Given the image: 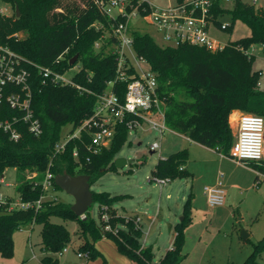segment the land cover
Listing matches in <instances>:
<instances>
[{"label":"trees","instance_id":"1","mask_svg":"<svg viewBox=\"0 0 264 264\" xmlns=\"http://www.w3.org/2000/svg\"><path fill=\"white\" fill-rule=\"evenodd\" d=\"M13 9L12 16L0 15V44L31 63L49 67L58 72L81 65L74 81L91 93L80 92L70 86L42 84L37 68L25 65L30 72L32 109L42 123L43 134L35 137L19 123L22 137L12 141L0 130V180L5 172L13 168L19 173L17 190L24 202L41 199V182L48 172L56 175L68 173L73 176H90L91 186L107 171H117L115 160L129 137L127 126L120 125L109 147L100 153L89 151V134L82 133L80 140H72L61 154L55 153L61 141L63 128L71 124L74 132L86 119L93 115L96 95L108 88L116 78V58L110 53V41L97 50L95 43L107 32H112L118 21L102 15L92 0H0ZM178 2L184 0H177ZM17 7L20 15L18 16ZM216 26L220 28V17L228 16L232 24L226 30L232 33L233 26L240 21L251 30V35L229 41L222 50L211 51L206 47L181 45L177 48L163 47L149 35L132 30L134 50L156 73L159 95L166 113L168 128L204 147L229 156L234 143V132L229 125L232 111L264 118V91L259 90L261 72L252 68L253 47H264V8L235 0L232 8L217 2L213 7ZM94 25H99L96 28ZM18 34L19 37L14 35ZM78 55V61L70 62ZM63 59L57 63L59 57ZM127 85L118 83L114 92L124 98ZM4 103L0 120L19 115ZM79 157H74V151ZM188 149L179 150L167 158H161L152 171V178H188L185 169ZM254 166V165H253ZM183 168V170H181ZM264 170V167H258ZM35 175V177H33ZM55 190H61L55 183ZM130 195H112L93 192L94 203H98L100 214L108 209L111 231L98 225L90 211L81 219L71 211V205L61 201L46 200L39 210L7 212L0 208V257L12 260L14 233L24 226H41L43 250L48 253L41 264H59L60 255L72 242V234L63 224L53 222L57 217L78 224V238L82 241L78 253L87 254L88 259L99 255L96 243L110 239L118 251L134 264H154L152 247H142L141 226L134 223L136 216L121 217L114 208L116 203ZM192 198L189 196L184 207L185 217L174 227L173 248L158 264H181L185 229L190 221ZM103 225V223H102ZM125 226L126 229H123ZM264 254V236L253 245L251 255L243 264H264L259 261Z\"/></svg>","mask_w":264,"mask_h":264},{"label":"rangeland","instance_id":"2","mask_svg":"<svg viewBox=\"0 0 264 264\" xmlns=\"http://www.w3.org/2000/svg\"><path fill=\"white\" fill-rule=\"evenodd\" d=\"M74 1L82 3V0ZM149 1L157 7H168L177 2V0ZM234 1L224 2L223 6L232 8ZM242 1L254 4L257 8H264V0ZM3 8L8 9L7 15H13L12 7L0 1V9ZM219 19V23L232 24L228 16ZM130 25L132 30L149 34L157 44L165 46L162 34L156 26L145 18H133ZM250 35V28L240 21L234 24L231 34L215 26L210 29V36L222 46L229 41ZM252 55L255 57L252 65L253 70L262 73L258 88L264 91V54L262 47L255 48ZM78 66L81 67L80 64ZM78 66L77 69L65 73L64 77L67 80H73L79 72ZM234 113L238 115L246 112L235 110L229 115V125L235 137L237 125ZM72 129L71 124L63 128L61 143L64 135L71 132ZM156 141L161 142V149L152 153L150 146ZM195 143L170 130L165 132L162 141L157 131H134L129 135L117 157L132 162L123 168H117V171L104 172L101 178L91 186V190L95 193L107 192L112 195H130L131 197H126L114 206L117 210L116 213L127 215L124 217L136 216L140 212L137 210H142L141 214H144V210H147L150 219L143 216L145 230L141 243L145 242L142 247L153 248L154 264H158L163 254L171 247L172 226L183 221L185 203L191 195L190 221L184 232L183 254L186 257L181 264H243L251 255L253 245L264 236V181L259 187H255L256 167L237 165L231 159L223 158L216 150H214L215 153L201 150L199 153L202 156H200L197 149L194 148L193 157L199 159L194 162L197 171L196 178L191 175L188 178L180 177L163 188H160L156 182L148 181L161 158L179 150L188 149L189 151L190 148L196 147ZM220 172L225 174V203L222 208L211 209L207 205L204 188L210 186L209 180L218 177ZM18 184L19 173L10 168L5 172L1 191L4 195L18 199ZM168 195H170V199H167ZM52 196L71 206L75 202L74 198L63 190H55L52 192ZM90 209V213L97 224L105 227L104 222L102 225L99 204L94 203ZM53 222L65 225L72 234V242L67 247L68 253L62 252L61 255L55 256L60 260L59 264H87L90 261L98 264H118L112 257L106 260L97 248L99 255L94 259L79 258L77 255L80 247L77 248V244L79 245L78 224L72 221L65 222L57 217L53 218ZM122 228L126 229L125 226ZM244 235H248V238L245 239ZM13 239L12 260L0 257V264H41V260L48 254L43 251L40 225L21 227L14 233ZM113 242L109 243L117 248L116 243ZM107 254L111 256L110 252ZM69 255L72 257V262L66 260ZM259 261L264 263V254L260 256ZM129 262L133 264V262Z\"/></svg>","mask_w":264,"mask_h":264},{"label":"built area","instance_id":"3","mask_svg":"<svg viewBox=\"0 0 264 264\" xmlns=\"http://www.w3.org/2000/svg\"><path fill=\"white\" fill-rule=\"evenodd\" d=\"M232 0H184L169 5L168 7H157L149 0H92L93 5L104 16L118 22L112 32L107 31L95 48L99 50L104 42L112 41L110 53L116 58V78L108 83V88L102 94L96 95L97 102L93 115L86 119L74 131L64 135L63 142L57 143L56 154L66 150L67 144L72 140H80L82 133L89 134L88 149L93 154H98L103 148L109 147L113 142L118 127L127 126L129 135L134 131H157L162 141L164 134L170 130L166 124V113L159 95V84L156 73L151 69L145 59L139 57L134 50V39L130 22L133 18H145L157 27L163 36L165 47L177 48L181 45H193L206 47L208 50H222L226 45H220L210 36V29L216 26L213 7L217 2H231ZM7 5V4H5ZM8 9H0V15H7ZM9 16V15H7ZM96 28L99 25H94ZM230 24H220V28L226 31ZM19 37L18 34L14 35ZM257 48L253 47L252 51ZM264 51V47H262ZM64 56L56 61L59 63ZM25 65H32L38 69L42 84L52 83L55 85L70 86L80 92H89L74 79L67 80L64 75L69 71L77 69V66L63 73L51 68L42 67L31 63L25 58L13 52L9 47L0 44V110L4 103L11 109L18 111L19 115L11 119L0 120V130L10 136L12 141L17 142L22 133L18 128L19 123L27 127V131L35 137L43 134V126L32 109V89L30 85V72ZM81 67L78 66L80 70ZM118 83L127 85L125 97L120 98L114 87ZM237 133L229 158L237 165H254L257 169L255 187H259L264 181V118L247 113H240L237 120ZM171 131V130H170ZM188 139V138H187ZM191 141L190 139H188ZM161 149V142H154L150 146L152 153ZM74 157H79V152L74 151ZM183 170V168H181ZM35 177V175L33 176ZM55 176L48 172L41 182L43 195L36 202H24L19 194L18 199L4 195L1 191L0 180V208L7 212L25 211L30 208L39 210L42 202L46 200L58 201L52 196L55 191ZM149 182H156L160 188L169 184L170 178H148ZM208 206L211 209L221 207L225 203L226 188L225 174H218L215 184L204 188ZM102 223L105 229L111 231L110 214L108 209L101 212ZM86 214L81 216L85 219ZM134 223L141 225V219L136 217ZM35 224H31L33 227ZM65 248L63 252H67ZM62 254V253H61ZM60 254V255H61ZM79 258L88 259L87 254L78 253Z\"/></svg>","mask_w":264,"mask_h":264},{"label":"water","instance_id":"4","mask_svg":"<svg viewBox=\"0 0 264 264\" xmlns=\"http://www.w3.org/2000/svg\"><path fill=\"white\" fill-rule=\"evenodd\" d=\"M18 16L20 15L19 9L17 7ZM79 56L76 55L70 64L73 66L78 61ZM132 161H126L125 159L117 158L115 160L116 168H123L128 163ZM56 185L67 194L71 195L75 202L71 206V211L77 216L81 217L85 215L88 210L94 204L93 191L91 190L90 176L88 175H78L73 176L68 173H63L56 175L55 177ZM247 239L248 235H244Z\"/></svg>","mask_w":264,"mask_h":264},{"label":"crops","instance_id":"5","mask_svg":"<svg viewBox=\"0 0 264 264\" xmlns=\"http://www.w3.org/2000/svg\"><path fill=\"white\" fill-rule=\"evenodd\" d=\"M215 27H218V26H215ZM219 28V27H218ZM263 51V50H262ZM263 54H264V51H263ZM261 75H262V73H261ZM236 113H238V111H236ZM236 113H234V118H235V122H236V120H237V118H238V116H239V114L237 115ZM237 125V124H236ZM195 146L196 147H193V148H190V150L188 151V162H187V164L185 165V169L186 170H188L189 171V173H190V175L191 176H193L194 178H196L197 177V171H196V168H195V163L194 162H197L199 159L197 158V157H193V153L195 152V150H194V148L195 149H197V152H198V155H200V156H202V154L201 153H199V152H201V150H206L207 152H210V153H215L214 152V150L213 149H210V148H207V147H204V146H202V145H200V144H198V143H195ZM168 157V156H167ZM167 157H165V158H167ZM222 158V157H221ZM164 159V158H163ZM193 160V161H192ZM216 178H217V176L216 177H213L211 180H209V183H211V185H213V184H215V180H216ZM226 182V181H225ZM226 184V183H225ZM209 186V185H208ZM131 197V196H130ZM167 199H170V195H168L167 196ZM207 205H208V203H207ZM209 207V206H208ZM223 206H221V207H219V208H222ZM210 208V207H209ZM117 211V210H116ZM137 211H140L137 215H136V217H139L140 219H141V230H142V233H144V227H145V224H144V221H145V219H144V217L143 216H145L146 218H148L149 216H148V212H147V210H144V214H141L142 212V210H137ZM134 213H136V212H134ZM118 214V216H121V217H124V216H127V215H124V214H121V213H117ZM127 214H129V213H127ZM148 219H150V218H148ZM173 227V235H172V238H171V240H170V248H168V250L163 254V256H162V258L164 257V255L169 251V250H171L172 248H173V243H174V237H175V232H174V227H175V225L174 226H172ZM109 242H113V241H111L110 239H103V240H101V241H99L98 243H96V248L102 253V255H104V257H105V259L107 260V258H110V257H112L118 264H131L129 261V259L127 258V257H125V256H123L122 254H120V253H117V252H119L118 251V248H116V247H113V245L112 244H110ZM79 245L77 244V248H78V246H80L81 244H82V241H80L79 240ZM114 243V242H113ZM142 244V243H141ZM145 244V242L142 244V245H144ZM144 247H146V246H144ZM153 249V248H152ZM44 251V250H43ZM68 251H69V249H68ZM68 251L67 252H65V254L66 253H68ZM45 252V251H44ZM107 252H110L111 253V256H109L108 254H107ZM46 253V252H45ZM77 255H78V253H77ZM127 258L128 260H126L125 258ZM84 259V258H83ZM66 260H69V261H71L72 262V257L69 255L68 257H66ZM60 261V260H59ZM132 262V261H131ZM106 263H108L107 261H106ZM87 264H98L97 262H88ZM134 264V263H133Z\"/></svg>","mask_w":264,"mask_h":264}]
</instances>
